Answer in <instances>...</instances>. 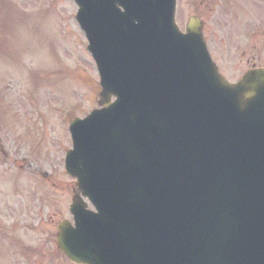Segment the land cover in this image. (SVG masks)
<instances>
[{
    "label": "water",
    "instance_id": "95a60500",
    "mask_svg": "<svg viewBox=\"0 0 264 264\" xmlns=\"http://www.w3.org/2000/svg\"><path fill=\"white\" fill-rule=\"evenodd\" d=\"M76 2L104 107L71 122L67 169L97 212L74 198L65 251L91 264H263L264 83L229 84L190 42L202 39L194 18L180 33L175 0Z\"/></svg>",
    "mask_w": 264,
    "mask_h": 264
},
{
    "label": "rangeland",
    "instance_id": "374dc122",
    "mask_svg": "<svg viewBox=\"0 0 264 264\" xmlns=\"http://www.w3.org/2000/svg\"><path fill=\"white\" fill-rule=\"evenodd\" d=\"M77 9L74 0H0V132L9 154L4 170L0 167V264H28L16 253L19 246H8L4 232L5 223L17 217L16 205L21 199L28 203L33 188L41 195L36 206L46 216L70 217L76 180L65 170L69 125L98 106L100 91ZM192 9L179 1L180 24ZM252 53L257 56L258 50ZM49 227L41 229L40 239L27 228L9 234L43 243Z\"/></svg>",
    "mask_w": 264,
    "mask_h": 264
},
{
    "label": "flooded vegetation",
    "instance_id": "af4514ba",
    "mask_svg": "<svg viewBox=\"0 0 264 264\" xmlns=\"http://www.w3.org/2000/svg\"><path fill=\"white\" fill-rule=\"evenodd\" d=\"M186 4L193 8L189 16L202 20L211 55L229 80L237 81L250 69H264V50L261 49L264 23L255 22V18H264V0H186ZM253 49L258 50L257 56L252 53ZM5 154V144L0 141V167L3 170ZM27 198L28 203L27 199H21L23 203L16 205L17 217L12 218V224L5 223V240L19 246L16 253L28 264H81L72 261L57 243L58 225L66 216H46L42 208L36 206L38 198L34 194ZM45 226L50 228L47 232L50 234L43 243L31 239L30 242L21 241L19 236L11 235L15 232L9 234V230L27 228L36 231L40 239L41 229Z\"/></svg>",
    "mask_w": 264,
    "mask_h": 264
}]
</instances>
